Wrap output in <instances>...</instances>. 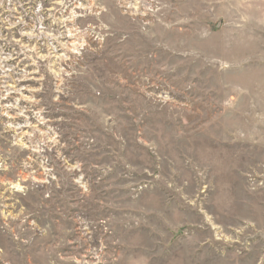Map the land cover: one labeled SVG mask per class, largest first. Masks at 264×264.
I'll return each instance as SVG.
<instances>
[{"label": "rangeland", "instance_id": "1", "mask_svg": "<svg viewBox=\"0 0 264 264\" xmlns=\"http://www.w3.org/2000/svg\"><path fill=\"white\" fill-rule=\"evenodd\" d=\"M0 264H264V0H0Z\"/></svg>", "mask_w": 264, "mask_h": 264}]
</instances>
